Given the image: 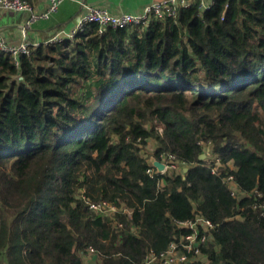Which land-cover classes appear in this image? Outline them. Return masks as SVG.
<instances>
[{
	"label": "trees",
	"instance_id": "obj_1",
	"mask_svg": "<svg viewBox=\"0 0 264 264\" xmlns=\"http://www.w3.org/2000/svg\"><path fill=\"white\" fill-rule=\"evenodd\" d=\"M48 40L0 51V264H146L198 217L204 260L180 264H264V0ZM150 143L187 171L149 175Z\"/></svg>",
	"mask_w": 264,
	"mask_h": 264
},
{
	"label": "built area",
	"instance_id": "obj_2",
	"mask_svg": "<svg viewBox=\"0 0 264 264\" xmlns=\"http://www.w3.org/2000/svg\"><path fill=\"white\" fill-rule=\"evenodd\" d=\"M67 0H47L46 7L41 11H35L33 6L24 0H0V9L10 10L14 12H25L28 13L29 17L27 21L20 27L23 41L18 45H11L6 41V37L0 32V51L11 56L16 65L19 64L20 57L23 55H29L30 47H37L39 44H29L26 37V32L35 23L48 20L50 17L57 13L60 5ZM198 1L200 11L209 10L214 0H161L146 6L141 14H130V13H119L114 14L106 9L99 7H91L83 2H79L83 9V14L80 15L74 27L65 34H57L52 36L48 42L54 43L59 42L66 38L70 41H74L78 32L83 31L86 27L96 25L98 28V34L103 35L108 28H134V27H146L149 22L154 20H162L165 18H175L178 11L182 8H188ZM208 162H213L214 167L212 174H217L221 167L220 159L217 155H213L210 149L207 148L205 152ZM205 158V159H206ZM155 159V158H154ZM156 160V159H155ZM157 161L164 165V170L159 172L149 160L151 168L147 170V173L153 176L154 172L163 173H176L182 164L176 159L173 154L161 153ZM230 186L231 195L233 197H240V193L233 183V178L228 176L225 179ZM260 197L261 194L257 193ZM89 208L98 215H113L118 209L106 201H100L93 203L83 197ZM254 208H257L255 206ZM261 209L264 216V201L258 207ZM180 226L189 228L192 233L180 236L175 242L169 245L168 250L162 253L157 258L152 252L145 257L146 264H152L155 260L159 259L161 264H180L188 262L203 261L204 257L201 255V246L208 240V235L213 230L214 225L200 217L196 218L195 221H186L180 223ZM88 253L94 255V249L89 248Z\"/></svg>",
	"mask_w": 264,
	"mask_h": 264
},
{
	"label": "crops",
	"instance_id": "obj_3",
	"mask_svg": "<svg viewBox=\"0 0 264 264\" xmlns=\"http://www.w3.org/2000/svg\"><path fill=\"white\" fill-rule=\"evenodd\" d=\"M161 0H67L63 2L57 13L48 20H42L26 32L29 44H41L57 34L69 32L77 20L83 14L79 2L91 7H99L111 13L141 14L146 6ZM209 1V0H206ZM47 0H35L33 8L35 11L43 10ZM29 15L25 12H14L0 9V32L6 37L11 45H18L23 41L20 27L27 21Z\"/></svg>",
	"mask_w": 264,
	"mask_h": 264
},
{
	"label": "rangeland",
	"instance_id": "obj_4",
	"mask_svg": "<svg viewBox=\"0 0 264 264\" xmlns=\"http://www.w3.org/2000/svg\"><path fill=\"white\" fill-rule=\"evenodd\" d=\"M154 150V146L152 143H150V145L148 146V148L145 150V152L143 153L145 156H148V159L150 160L152 157L150 155V153ZM151 157V158H149ZM184 168L183 166L179 168V170L175 173V174H179L181 171H183ZM96 262V258L94 255H91L89 253H86L84 256H83V263L84 264H93Z\"/></svg>",
	"mask_w": 264,
	"mask_h": 264
},
{
	"label": "water",
	"instance_id": "obj_5",
	"mask_svg": "<svg viewBox=\"0 0 264 264\" xmlns=\"http://www.w3.org/2000/svg\"><path fill=\"white\" fill-rule=\"evenodd\" d=\"M206 158V155L205 154H202L201 156H200V159L202 160V159H205ZM151 163H152V165L159 171V172H161V171H163L164 170V165L161 163V162H159V161H157V160H155L153 157L151 158ZM187 171V169H184V172H186Z\"/></svg>",
	"mask_w": 264,
	"mask_h": 264
}]
</instances>
